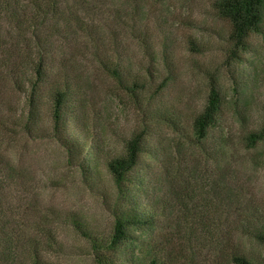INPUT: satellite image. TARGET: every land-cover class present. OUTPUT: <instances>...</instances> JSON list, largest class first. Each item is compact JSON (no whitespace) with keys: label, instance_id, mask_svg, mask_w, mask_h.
I'll return each mask as SVG.
<instances>
[{"label":"trees","instance_id":"1","mask_svg":"<svg viewBox=\"0 0 264 264\" xmlns=\"http://www.w3.org/2000/svg\"><path fill=\"white\" fill-rule=\"evenodd\" d=\"M102 1L0 0V146L3 134L56 138L68 158H79L84 181L91 188L102 185L111 228L101 232L71 217L96 264H264L240 241L246 236L264 244V211L251 209L240 218L230 183L234 169L226 161L228 135L216 133L226 114L244 113L228 101L209 69L203 103L185 111L156 103L172 76H162L154 66L132 75L120 61H102L111 94L135 104L140 121L119 149L101 158L77 153L81 143L66 136L69 124L95 112L94 87L69 55L59 66L52 61L69 45L68 35L77 39L88 32L87 15L100 10ZM212 5L228 25L225 63L240 65L253 36L264 34V0H213ZM190 46L204 52L194 40ZM164 63L172 72V61ZM239 76V70L232 74ZM242 138L250 147L264 139V113L260 126ZM148 157H156L158 167L155 179L144 185ZM34 264L55 263L38 256Z\"/></svg>","mask_w":264,"mask_h":264},{"label":"rangeland","instance_id":"2","mask_svg":"<svg viewBox=\"0 0 264 264\" xmlns=\"http://www.w3.org/2000/svg\"><path fill=\"white\" fill-rule=\"evenodd\" d=\"M212 3L213 0H103L100 10L87 15L88 32L81 31L77 39L68 35L69 45L63 52H56L52 62L59 66L61 59L69 55L71 61H78L94 87L95 112L76 125L69 124L65 134L81 143L77 153L88 152L97 158L119 149L122 139L141 118L135 104L111 94V81L100 71L102 61H120L132 75L154 66L162 76H172L156 103L178 105L185 111L198 108L204 101L205 69L218 76L228 101L244 113L226 114L216 132L228 135L226 161L234 169L232 197L238 202L242 218L251 209L264 211V139L250 147L242 138L246 130L259 127L263 120L264 34L253 36L250 51L240 65L226 64L228 25L216 16ZM190 40L200 44L204 52L191 50ZM166 59L173 63L172 72L165 68ZM238 70L240 76L233 79L232 74ZM18 97L14 107H18ZM162 131L168 133L165 128ZM156 136L157 133L152 137ZM76 159L79 160L68 158L67 150L56 138L3 134L0 264H34L38 256L55 264H96L71 217H80L101 232L111 228L112 217L104 203L102 185L97 183L91 188ZM147 162L148 168L142 171L144 185L155 179L152 173L158 167L156 157H148ZM152 185L154 192L162 191L158 184ZM240 241L249 254L264 260L263 243L246 236Z\"/></svg>","mask_w":264,"mask_h":264}]
</instances>
